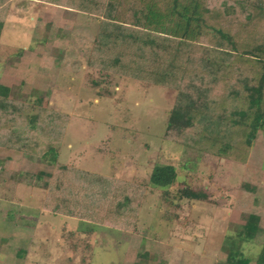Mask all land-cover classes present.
Masks as SVG:
<instances>
[{"label":"rangeland","instance_id":"obj_1","mask_svg":"<svg viewBox=\"0 0 264 264\" xmlns=\"http://www.w3.org/2000/svg\"><path fill=\"white\" fill-rule=\"evenodd\" d=\"M99 24L67 7L9 2L0 84L10 88L24 150L8 144L13 132L3 126L11 118L1 117L0 264H222L226 237L237 242L250 215L262 229L242 246L254 264L264 243V131L249 150L235 134L236 149L226 157L218 154L220 138L210 139L219 131L204 123L182 142L167 139L177 92L89 67ZM36 116L38 128L29 131ZM56 132L59 164L72 167L74 182L91 194L90 209L80 201L79 214L49 205L58 168L41 149L26 150V143L44 145ZM160 165L176 169L169 188L150 184ZM187 189L206 192L208 200L182 198ZM125 197L128 209L117 212Z\"/></svg>","mask_w":264,"mask_h":264},{"label":"trees","instance_id":"obj_2","mask_svg":"<svg viewBox=\"0 0 264 264\" xmlns=\"http://www.w3.org/2000/svg\"><path fill=\"white\" fill-rule=\"evenodd\" d=\"M10 1L0 0V40ZM36 1L99 19L89 67L112 78L122 76L177 92L167 118V139L182 142L181 138L204 123L206 129L219 131L210 139L220 138L218 154L226 157L230 149H236L235 134L244 137L245 149L249 150L258 133L264 131V6L253 0H220L213 6V0ZM9 95L10 88L0 84V119L11 118V124H4L3 129L13 132L8 144L20 148L24 136L15 132L20 118L11 112ZM98 95L105 96V92ZM39 117L28 123L29 131L37 130ZM61 137L56 132L44 145L39 140L28 142L26 150L33 151V146L41 149L44 161L58 168L51 180L49 205L57 210L66 206L70 214H79L80 201L90 209L91 194L74 182L72 167L59 164ZM176 179V169L171 165L155 166L149 178L159 189L171 187ZM181 194L189 201L208 200L204 191L187 189ZM76 198L79 202L74 201ZM124 199L116 204L117 212L128 209L129 200ZM261 231L260 218L248 216L237 231V242L231 235L226 237L228 256L222 264H250L242 246L255 241ZM254 264H264V243Z\"/></svg>","mask_w":264,"mask_h":264}]
</instances>
